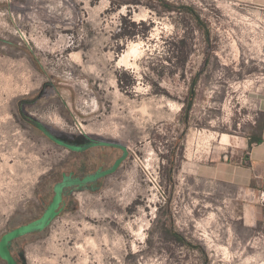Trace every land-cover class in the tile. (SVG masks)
I'll use <instances>...</instances> for the list:
<instances>
[{
	"label": "rangeland",
	"instance_id": "obj_1",
	"mask_svg": "<svg viewBox=\"0 0 264 264\" xmlns=\"http://www.w3.org/2000/svg\"><path fill=\"white\" fill-rule=\"evenodd\" d=\"M165 1L196 15L156 0H0V238L39 214L41 196L51 202V174L77 157L80 173H94L123 153L72 151L29 119L60 139L129 150L96 187L72 188L45 236L28 237L31 263L264 264L261 227L244 215L251 198L201 175L204 162L236 159L259 133L264 10ZM123 16L146 26L118 37Z\"/></svg>",
	"mask_w": 264,
	"mask_h": 264
},
{
	"label": "crops",
	"instance_id": "obj_2",
	"mask_svg": "<svg viewBox=\"0 0 264 264\" xmlns=\"http://www.w3.org/2000/svg\"><path fill=\"white\" fill-rule=\"evenodd\" d=\"M230 1L264 10V0ZM261 111L263 112L261 127L248 150L236 159L213 158L209 162H204L201 165V175L219 183L233 185L240 191L241 196H249L252 202L246 206L251 210L249 215L247 212L244 215L260 225L264 238V199L260 196L264 192V97Z\"/></svg>",
	"mask_w": 264,
	"mask_h": 264
},
{
	"label": "water",
	"instance_id": "obj_3",
	"mask_svg": "<svg viewBox=\"0 0 264 264\" xmlns=\"http://www.w3.org/2000/svg\"><path fill=\"white\" fill-rule=\"evenodd\" d=\"M38 126L44 128L43 125L40 123H38ZM52 138L57 143L65 145L68 148L76 151H84L92 146H114L122 149L123 153L120 157H118L114 161L111 167L105 169H99L95 173L89 174L83 178H72L70 176L65 175L64 180L55 185L54 187L55 196L41 217L29 223L15 227L14 229L5 233L0 241V256L4 259H7L10 264H14V259L9 250V243L19 236L26 235L35 231L43 230L45 227L51 224L53 219L59 215L60 211L58 210V208L60 207V204L62 202L63 191L65 187L72 185H77L81 187L88 186V183L90 182H96L99 179H102L108 175L115 173L119 169L123 161L128 157L129 154V150L127 146L119 142L99 140V141H93L87 145L82 146V145L68 144L62 141L61 139L55 137Z\"/></svg>",
	"mask_w": 264,
	"mask_h": 264
},
{
	"label": "flooded vegetation",
	"instance_id": "obj_4",
	"mask_svg": "<svg viewBox=\"0 0 264 264\" xmlns=\"http://www.w3.org/2000/svg\"><path fill=\"white\" fill-rule=\"evenodd\" d=\"M25 119L28 120L29 118L26 117ZM29 122L32 124L33 127H35L37 130L42 132L47 138H49L50 140H52L56 144H59L56 141H54V139L52 138V137H55V138H57V137L52 133V131L49 128H47L46 126H44L42 123L38 122L37 120L29 119ZM38 123L42 124L44 128H41L40 126H38ZM58 139H60V138H58ZM61 140L64 141L65 143H68V144L82 145L83 146V145H87V144H89V143H91L93 141H99V140H103V139H97V140L92 139V140L87 141L85 144L78 143L77 141H72V140H69L67 138L66 139H61ZM59 145H62V144H59ZM62 146H65V145H62ZM65 147L68 148L67 146H65ZM94 147H98V146H92V147H90V148H88V149H86L84 151H78V152L84 153V152H86V151H88V150H90V149H92ZM102 147H114V146H102ZM114 148H118V147H114ZM68 149H70V148H68ZM118 149H120V148H118ZM70 150H72V149H70ZM120 150H122V149H120ZM72 151H76V150H72ZM85 162H86V159L77 157L76 160L74 161L73 165H72V168L69 171H66L64 169V170H62L61 176H57L54 173H53V175L51 174L49 176L50 178L51 177H55L56 178L55 183L53 185V191H54L53 198L55 196V189H54L55 185L57 183L63 181L65 175L70 176L72 178H83V177H85V176H87L89 174H92V173H88V172L87 173H80L79 170H77V168L80 169L84 165L83 163H85ZM100 180L101 179H99L96 182H90V183H88V186L96 187L95 185ZM42 181H43V179L40 181L39 185H41ZM75 186H77V185H72V186H68V187L64 188L63 199H62V202L60 204V207L58 208V210L60 211L59 215L65 209L66 204H67V200H68V195H69L70 192H72V188L75 187ZM53 198H52V200H53ZM52 200H51V202H52ZM51 202H49L47 204L46 200H45V197L41 196V205L39 206V210H40L39 214L36 215L35 217H33L30 220H27L25 222L17 224V225H15L13 227H10L8 231L14 229L15 227H18L20 225L29 223V222L34 221V220L38 219L39 217H41L43 215V213L45 212V210L48 208V206L50 205ZM49 226H50V224L47 227H45L43 230L35 231V232L29 233V234H26V235L19 236V237L15 238L13 241H11L9 243V250H10L11 255H12L13 259H14V264H33V263H31L29 261L28 257L25 254L26 246H27V244L29 243V240H30V239H28V237L29 236H35V237L41 238V237L45 236V233L47 232ZM7 232H5V233H7ZM3 235L1 236L0 241H1L2 237H3ZM0 264H10V263H9V261L7 259H4V258H2L0 256Z\"/></svg>",
	"mask_w": 264,
	"mask_h": 264
},
{
	"label": "trees",
	"instance_id": "obj_5",
	"mask_svg": "<svg viewBox=\"0 0 264 264\" xmlns=\"http://www.w3.org/2000/svg\"><path fill=\"white\" fill-rule=\"evenodd\" d=\"M158 1V3L163 6L167 11H180V12H185L189 15H196L194 10H192L190 8V6H175L173 4H170L168 3L167 1L165 0H156ZM123 2H119V6L122 4ZM146 26V24L144 22H140V23H137L136 21H132L131 19H128L127 17L123 16L122 17V25L120 27V31L118 32L117 36L118 37H132V36H135L137 33H138V28L139 26ZM174 45L176 47H180L177 43H174ZM185 61V60H184ZM207 64V63H206ZM196 81H197V77L195 78V81H194V85L196 84ZM193 85V86H194ZM197 96V92H196V89H195V86L190 88V106H188L186 108V110L189 112L190 111V117H191V111L193 109V104H194V100H195V97ZM174 236V239L177 241H181L183 243H185V239L179 234V233H174L173 234ZM190 246H192L193 248H196L195 245L193 244H190Z\"/></svg>",
	"mask_w": 264,
	"mask_h": 264
},
{
	"label": "built area",
	"instance_id": "obj_6",
	"mask_svg": "<svg viewBox=\"0 0 264 264\" xmlns=\"http://www.w3.org/2000/svg\"><path fill=\"white\" fill-rule=\"evenodd\" d=\"M81 127H79L81 129V132L83 133L84 129L82 127V125L80 124ZM150 181L152 183V185L154 186V188H156L157 193H159L162 197H163V191H162V186L160 184V180L158 179V176H153L152 178H150ZM261 198L264 199V192L261 193Z\"/></svg>",
	"mask_w": 264,
	"mask_h": 264
},
{
	"label": "bare ground",
	"instance_id": "obj_7",
	"mask_svg": "<svg viewBox=\"0 0 264 264\" xmlns=\"http://www.w3.org/2000/svg\"><path fill=\"white\" fill-rule=\"evenodd\" d=\"M138 44V43H137ZM137 44L133 45L132 48H130V52L133 54L135 53L138 49H137ZM131 47V46H130ZM139 47V46H138ZM138 52V51H137ZM126 56V55H125ZM129 56V55H128ZM131 56V55H130ZM128 61V60H127ZM171 103V102H170ZM229 137L227 135H224L222 138V141L226 144L229 143Z\"/></svg>",
	"mask_w": 264,
	"mask_h": 264
}]
</instances>
